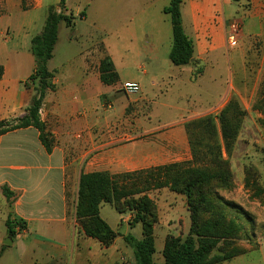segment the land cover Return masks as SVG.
I'll return each instance as SVG.
<instances>
[{
	"label": "crops",
	"instance_id": "obj_1",
	"mask_svg": "<svg viewBox=\"0 0 264 264\" xmlns=\"http://www.w3.org/2000/svg\"><path fill=\"white\" fill-rule=\"evenodd\" d=\"M2 1L0 37L15 43L13 51L5 54L6 62L0 64L5 69L0 80V121H8L22 116L34 96L23 83L34 73L35 60L33 55L23 56L22 51L29 45L31 51V41L42 32L48 9L55 7L60 12L61 0ZM74 1L79 5L76 10L71 0L66 1L64 10L80 22L72 28L64 23L59 27V40L48 64L55 74L56 91L46 96L40 111L41 120L55 141L52 153H47L39 132L32 127L0 138V214L5 222L11 217L27 223V229L14 239L8 237L7 229L0 237V246L5 247L9 239L10 246L15 242L18 245L13 264H135L134 252L131 247H120L119 237L111 247H102L83 234L76 219L81 175H115L192 161L184 127L164 133L151 130L146 137L124 142L121 139L126 134L146 131L138 132L142 129L130 123L124 131H116L105 114L107 106L101 105L102 97L112 88L100 80L99 66L106 55L111 57L118 73V61L126 67L140 64L137 67H143L153 83L164 76V70H180L193 76V65L175 67L169 59L173 33L172 25L162 16L164 8L157 14L152 11L158 0H124L118 6L115 0ZM82 13L85 16L80 18ZM181 13L185 33L194 42V62L215 59L223 48L228 27L236 20L242 22L241 42L254 43L264 51V0H183ZM79 37L90 40L78 48ZM112 38L117 43L128 38L137 47L132 54L127 49L115 56ZM18 42L24 43L22 49L16 45ZM140 82L121 80L118 84L134 83L142 88ZM235 96L242 107H251L240 93ZM190 117L196 119L201 115ZM3 187L14 194L11 202L4 196ZM105 209L106 218L102 216ZM100 215L116 233L126 224L130 228L127 236L142 239V227L131 228L109 205L101 206ZM163 248L164 243L157 250L158 263L164 261ZM242 256L221 264H244L238 261Z\"/></svg>",
	"mask_w": 264,
	"mask_h": 264
},
{
	"label": "trees",
	"instance_id": "obj_2",
	"mask_svg": "<svg viewBox=\"0 0 264 264\" xmlns=\"http://www.w3.org/2000/svg\"><path fill=\"white\" fill-rule=\"evenodd\" d=\"M66 1H60V12L55 7L48 9L42 32L31 41L35 71L25 83L26 88L34 92L30 106L22 116L0 121V138L10 132L32 127L39 132V140L49 154L55 141L42 122L40 111L46 96L56 91L55 74L49 70L48 64L53 59L59 40V27L64 23L72 28L76 22L73 14L63 12ZM182 3L183 0H170L169 6L164 9L171 19L173 45L169 59L175 67L197 63L194 62V42L183 27ZM23 8L26 10L25 6ZM84 16L85 13H82L80 18ZM4 71L0 65V80ZM202 73V69H198L193 75ZM99 74L105 86H115L120 82L119 73L108 55L100 62ZM245 115V111L235 104L224 109L219 117L223 144L229 153L237 142L240 119ZM186 130L193 155L191 162L173 163L118 176L107 172L81 175L76 219L87 238L96 240L102 247H111L119 237L100 215L101 206L110 205L121 215L127 212L135 214L129 223L131 228L142 227V239L133 235L124 238L125 243L133 249L135 264H221L253 251L241 250L237 246L243 228L229 216L230 205L220 195V190L232 187L233 174L224 159L215 118L208 115L189 121ZM165 188L186 197L191 226L185 238L166 237L162 251L164 261L158 263L154 256L157 253L155 228L159 224V214L149 193ZM3 194L11 202L14 194L8 187H3ZM5 226L10 239L27 229L25 221L11 217L6 220Z\"/></svg>",
	"mask_w": 264,
	"mask_h": 264
},
{
	"label": "rangeland",
	"instance_id": "obj_3",
	"mask_svg": "<svg viewBox=\"0 0 264 264\" xmlns=\"http://www.w3.org/2000/svg\"><path fill=\"white\" fill-rule=\"evenodd\" d=\"M124 2V0H115L116 6ZM71 3L74 10L79 7L76 1L71 0ZM3 4V1L0 0V10L3 8ZM169 4L170 0H158L152 11L157 14ZM63 12L68 15L65 10ZM232 14L236 17L235 11ZM162 16L171 25L170 16L165 14L164 10ZM116 18L117 14L115 13L114 19ZM76 22H80V20H76ZM63 35H66L65 30H63ZM242 38L243 34L238 43L230 45L225 34L223 48L218 56L215 59L210 58L207 63L197 62L193 65V73L198 69H202L203 73L192 74V77L187 72L180 73V70L173 72L164 70V76L159 77V81L153 83L151 75L146 76L143 67L140 69L137 67L140 64L126 67L122 65V61H118L120 81L141 80L142 88L136 95H127L123 91V84L110 86L112 88L107 95L102 97L101 105L102 107L112 106L106 115L110 122L109 125L116 131L127 129V123L139 126L142 131L138 132L146 131V133L138 135L126 134L121 139L124 142L134 141L138 137H146L151 130L164 133L170 129L181 130L184 127L191 148L186 130L187 123L194 119L190 116L201 115L199 118L213 116L219 129L224 159L233 174L232 187L229 190H220V195L230 205L228 207L229 216L243 228L237 246L241 250H256L261 247L258 251L243 255L238 261L244 264H264V51H261L260 46L254 43L241 42ZM6 40L8 37H0V64L6 62L5 54L13 51L15 44L7 43ZM88 40H90L88 37H79L76 41L77 47H82ZM110 44L115 49V56H120L127 49L132 54L137 47L135 43L129 42L128 38H125L123 43H117L115 38H112ZM16 45L22 49L24 43L18 42ZM22 52L23 56L26 54L32 56L30 45ZM132 62L134 60H131ZM25 83L26 81L23 83L24 87H26ZM235 91L248 99L252 104L251 107L248 109L242 107L235 96L237 93ZM235 104L245 111L246 115L240 119V133L229 153L223 144L219 117L224 109ZM99 113L102 115V120L106 119L101 109ZM181 116H183L182 120L178 121ZM153 168L156 167L149 169ZM110 174L118 176L126 173ZM149 196L156 204L159 214V224L156 226L157 229L155 228L157 250L163 246L167 234L185 238L191 225L186 197L175 194L166 188L152 191ZM110 207L116 214V210L112 206ZM106 210L102 213L104 217ZM120 216L127 223H131L135 214L127 212ZM123 225L119 231L118 245L130 247L124 241L127 236L126 232L130 228L126 224ZM5 234V221L3 215L0 214V237ZM15 247H18L16 242L13 246L5 245V248L3 245L0 246V257L2 256L0 264L16 262ZM158 257L156 253L155 261Z\"/></svg>",
	"mask_w": 264,
	"mask_h": 264
},
{
	"label": "built area",
	"instance_id": "obj_4",
	"mask_svg": "<svg viewBox=\"0 0 264 264\" xmlns=\"http://www.w3.org/2000/svg\"><path fill=\"white\" fill-rule=\"evenodd\" d=\"M243 34L242 22L236 20L233 21L230 26L228 27V32L226 35L227 42L230 45H235L241 39ZM123 91L127 95H136L140 91V86L134 83H126L123 85ZM112 106H107L105 108V114H108L109 110H111Z\"/></svg>",
	"mask_w": 264,
	"mask_h": 264
},
{
	"label": "water",
	"instance_id": "obj_5",
	"mask_svg": "<svg viewBox=\"0 0 264 264\" xmlns=\"http://www.w3.org/2000/svg\"><path fill=\"white\" fill-rule=\"evenodd\" d=\"M5 245H12V241L9 239L8 240V243L6 242V243H4Z\"/></svg>",
	"mask_w": 264,
	"mask_h": 264
}]
</instances>
